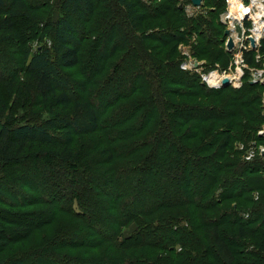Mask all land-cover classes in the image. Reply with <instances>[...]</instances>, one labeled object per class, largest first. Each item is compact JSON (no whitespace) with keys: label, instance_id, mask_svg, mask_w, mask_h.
Segmentation results:
<instances>
[{"label":"trees","instance_id":"obj_1","mask_svg":"<svg viewBox=\"0 0 264 264\" xmlns=\"http://www.w3.org/2000/svg\"><path fill=\"white\" fill-rule=\"evenodd\" d=\"M208 2L216 10L203 6L208 20L199 23L185 20L169 0L167 10L184 22L138 36L145 23L159 19L158 12L165 16L166 10L159 4L150 6L149 13L139 0H116L126 23L120 20L111 25L100 53L109 61L126 51V60L140 62V86L120 99L141 97L129 102L136 104L133 109L123 108L119 119L103 126L100 113L86 96L73 90L64 73L79 65L84 47V37L71 21L63 16L47 21V33L41 34L35 23L43 18L36 7L26 0H0V44L45 35L53 41L51 48L39 46L26 53L25 84L18 86L12 80L0 88V172L13 166L28 168L31 173L25 178L8 174L18 183H27L31 176L47 179L58 170L72 176L75 184L66 193V176L53 178L45 200L32 197L8 205L4 198H11L0 175V233H9L0 239V250L12 242L30 240L59 219L51 237L44 238V247L35 250L46 258L62 257L66 264H264V162L261 158L245 162L242 150L232 148V142L249 137L237 121L248 118L245 126L255 130L249 122L261 118L250 107L257 96L247 99L243 90L263 87L246 82L240 90H211L198 76L181 70L179 56L175 59L177 46L193 34L201 40V33L220 35L211 26V20H217L213 11L222 8L220 0ZM61 7L85 23L96 12L95 0H63ZM112 19L111 15L106 21ZM22 22L28 25L26 31L16 28ZM201 40L194 48L196 57L208 54L205 48L197 49ZM148 42L161 47L174 44L170 58L155 61L146 50ZM216 43L209 38L206 44ZM222 56L212 65L225 67L223 60L230 54ZM15 94L18 98L12 104ZM39 98L58 117L38 115L37 122L13 123L17 101L32 107ZM98 133L104 136H95ZM45 181L40 185H47ZM171 184H177L175 190ZM17 189L25 193L23 185ZM239 202H251L254 207L239 208ZM227 203L232 205L225 209ZM155 215L164 226L150 220ZM132 224L135 231L126 234ZM105 226L108 230L103 233ZM17 233L24 237L11 238ZM0 264L26 263L22 258L6 260L0 252Z\"/></svg>","mask_w":264,"mask_h":264},{"label":"rangeland","instance_id":"obj_2","mask_svg":"<svg viewBox=\"0 0 264 264\" xmlns=\"http://www.w3.org/2000/svg\"><path fill=\"white\" fill-rule=\"evenodd\" d=\"M30 5L36 7L39 12L42 15L43 20H39L35 23V27L39 28L41 30V34L43 31L47 33L46 30H44L45 22L47 21H56L60 17H65L71 21V23L76 28L77 32L80 33L81 36L84 37V47L81 52V58L80 63L78 66L66 69L64 73L69 77L71 84L73 85V90L76 93H79L81 95L86 96V99L91 102L92 106L100 113L101 116V123L104 125H110V120L112 118L119 119L121 115L120 112L123 108L128 107L130 109H133L136 104H130L129 102L134 101L141 96L139 94H135L130 98L127 99H120L121 96L124 95L125 92L135 91L137 87L141 84V79L139 78V75L142 73L139 72L138 65L140 62L136 59L134 60H126V51H120L117 54H115L109 61H104L102 59V55L100 53V50L103 46L104 41L107 39V32L109 31L111 25L113 23L120 22V20L123 23H126L125 21V14L124 11L117 6L116 0H106V4L103 2V0H95L96 3V12L95 15L87 22L79 21L77 17L72 16L71 14L66 13L62 7V1L63 0H26ZM142 6H144L146 9H148L149 13L151 11V7H155L159 4H161V8L166 10V15L163 16L161 13L158 12L157 16L159 19L152 18L147 23H145L144 28L137 32V35L140 36L141 34L145 33L146 31L156 30L157 28H163L165 29L167 26H176V21L178 22V26H180L183 22L180 21L179 18L173 11H168L166 6L167 2L169 0H139ZM173 6H177L181 13H183V17L186 20L193 19V21H199L201 22L202 19L208 20V11L205 10L203 6L208 5L209 8H216L215 4H211L208 2V0H202V5L198 6L201 7V9H197L196 13L193 16H189L188 12L186 10V6L189 3V1H182V0H170ZM154 5V6H153ZM195 5V4H194ZM220 5L222 6L221 9H218L215 16H217V20H211V26H215L220 30V35L213 36L214 34H211L210 32L206 33H198V30L196 32L200 35V38L203 37V41L199 38H197L196 42H193L192 38H189L186 43L187 46H191L195 48L199 40H201L202 45L198 46L197 49L199 50L202 48H205L206 51H208V54H203L200 57H196L198 60H201L204 62V71L210 70V68L213 66L211 63L216 58H222V54L225 52L227 54H230L226 48L225 44V35L224 37L221 35V33H225L226 26L222 23L221 17L226 12L228 5L226 0H220ZM196 6V5H195ZM150 7V8H149ZM204 8V9H203ZM153 9V8H152ZM172 9V8H171ZM113 10L115 12V16L113 14ZM216 10V9H215ZM112 15L113 19L111 21H106L107 17H110ZM210 15V14H209ZM119 16V17H118ZM189 22V21H188ZM218 24V26H217ZM28 25L22 22L21 24L16 25V28L18 30L24 29V31L27 30ZM204 28H207V26H204ZM197 29V28H196ZM49 33V32H48ZM136 35V36H137ZM47 37L40 38L36 37L34 40L32 39H22L19 42L18 41H4L2 44H0V88H4L5 84L14 80L18 84V86H22L26 83L27 76L22 72L25 67V55L27 52H33L38 48L39 46L48 47L51 48L53 46V41L50 38V35H45ZM44 37V36H43ZM209 38H213V40H218L219 43H216L212 46L207 45V41ZM223 39V40H222ZM180 45V44H179ZM179 45L177 46V52H176V58L178 59V56L180 55ZM173 45L167 46V47H161L156 42H148L146 44V50L152 55L155 61L162 62L168 57L170 58V52H172ZM176 51V50H175ZM196 52V49L194 50ZM262 52L264 53V42H263V49ZM178 53V54H177ZM210 53V55H209ZM195 55V54H194ZM199 55V54H198ZM129 58V57H128ZM228 59V60H227ZM224 59L223 63L225 64V67H228L230 64V57ZM227 61V62H226ZM190 75H196V73H188ZM199 77V76H198ZM247 81H245L246 83ZM260 86V85H259ZM261 87V86H260ZM263 87V86H262ZM244 95L247 99L257 96V99L255 102H252L250 107L253 110H256L260 113L261 118L258 122H249L250 125H253L255 127V130H249L247 126H245V123L248 122V118H244L243 121L238 120L237 123L241 122V126H243L242 132H248L249 137L247 139H240L239 141L232 142V148L234 146V149L242 150L243 152V158L245 162H252L256 160L257 158H261L264 162V154L261 153L262 148H264V134L261 132L264 131V87L259 89H249L248 93L247 90H243ZM17 93V92H16ZM17 94L14 95V97L10 98V103L16 102ZM39 102L33 103L30 107L29 105L22 104L21 102L16 103L15 109L13 110V123H19L28 121L32 122L35 120L38 121V115H42V119L44 118H54L58 117L57 115H54L56 111L51 110L49 103L41 102V98L38 100ZM116 103V106H114L111 109V106H113ZM30 115V116H29ZM116 115H119L115 118ZM240 128V127H239ZM239 128H234L235 130ZM231 136H235L233 133H230ZM94 136V135H92ZM95 136H104L102 133H98ZM259 137V138H257ZM255 148L256 150V157L253 160L248 161L246 159L249 154L252 152V148ZM238 152V151H237ZM163 156V155H162ZM235 156V158H238ZM240 158V157H239ZM162 159V158H161ZM164 160V159H162ZM28 168H21L17 169V167L13 166L8 168L6 171L0 172V175L3 178L4 184L2 187L5 189L6 193L9 195L11 200L9 198H4L5 203L10 205L16 202H22L29 198L35 197L37 200H45L49 197L48 194V187L49 183H51V180L53 178L58 177H65V180L63 182L66 193H69L71 190H73V187L75 184L72 182V176H69L67 173H57L58 170H55V175L52 176L51 172L49 173V177L46 179L42 176L40 179L39 177L31 176L29 179H27L26 182H17L14 181V178H17L16 176H20L22 178H25V176L30 172ZM13 173V179L9 178L8 174ZM65 174V175H64ZM12 177V176H11ZM42 179L45 181L47 185H40L42 183ZM70 181H69V180ZM172 183L173 181L170 180ZM39 183V184H38ZM19 184L24 186V192L17 189L19 187ZM78 185V186H77ZM76 186L81 187V184L78 183ZM41 186V188L39 187ZM177 186V184H176ZM176 186L174 184L170 185L171 190H175ZM21 189V188H20ZM169 196V195H168ZM250 195L245 196V198H249ZM257 197V196H256ZM27 198V199H26ZM168 198H172L170 195ZM148 202L147 198L143 199V202ZM232 204L227 203L225 206V209H228ZM239 208H245L247 210H251L254 207V204L251 202H239L238 203ZM136 207V205H135ZM129 207V208H135ZM53 208V207H51ZM97 211H95V214H97ZM129 210V209H128ZM91 211H94V208H91ZM176 214V213H175ZM179 215V214H177ZM60 218V217H59ZM158 215L153 216L150 220H155L156 222H159V226H164L165 222L158 221ZM71 218H67V222L71 221ZM57 222H59V219L56 220V222L53 224V226L48 227L46 229L40 230V232H35L32 235V238L26 242L23 243V241L18 240L16 242L10 243L7 247H2L0 250L1 254L6 260H11L14 258H22L26 264H66V261L61 258H51L45 256V254H41V250L36 251L35 249L43 248L44 247V238H50L54 230V228L57 225ZM156 224V223H154ZM7 227H10L7 225ZM12 228V227H11ZM136 229V225L132 224L127 229H125L126 234H130L134 232ZM107 226L103 227L101 231L103 233L107 232ZM1 231V230H0ZM18 234V233H17ZM9 236V233H0V239L6 238ZM21 237L23 238V234L14 235L11 238H17ZM46 240V241H47ZM157 256L161 255L160 251H156ZM177 254V253H176Z\"/></svg>","mask_w":264,"mask_h":264},{"label":"built area","instance_id":"obj_3","mask_svg":"<svg viewBox=\"0 0 264 264\" xmlns=\"http://www.w3.org/2000/svg\"><path fill=\"white\" fill-rule=\"evenodd\" d=\"M186 6L189 16H193L197 9L192 0ZM228 8L222 15L221 21L226 26L229 35L225 38L226 46L229 40L233 42V48L226 50L230 53V64L223 67L220 64L213 65L210 70L204 71V62L194 55V48L186 43L179 45L180 68L187 73H196L203 85L211 90L224 88V83L216 85L217 79H228L229 87L240 90L245 81L253 85L264 87V0H226ZM193 42L198 36L193 34ZM251 56V62L248 60ZM264 134V131L261 132ZM261 153L264 154V148ZM253 147L251 154L246 157L248 161L256 157Z\"/></svg>","mask_w":264,"mask_h":264},{"label":"water","instance_id":"obj_4","mask_svg":"<svg viewBox=\"0 0 264 264\" xmlns=\"http://www.w3.org/2000/svg\"><path fill=\"white\" fill-rule=\"evenodd\" d=\"M192 1H193V3L196 6H201L202 5V0H192ZM228 35H229V32L228 31H225V36H228ZM227 48L229 50H231L233 48V42L231 40H229V43L227 45ZM224 87H229V82L228 81H225Z\"/></svg>","mask_w":264,"mask_h":264},{"label":"bare ground","instance_id":"obj_5","mask_svg":"<svg viewBox=\"0 0 264 264\" xmlns=\"http://www.w3.org/2000/svg\"><path fill=\"white\" fill-rule=\"evenodd\" d=\"M215 81H217V82H215V84L216 85H219V84H221V83H225V81H228V79H217V80H215Z\"/></svg>","mask_w":264,"mask_h":264}]
</instances>
